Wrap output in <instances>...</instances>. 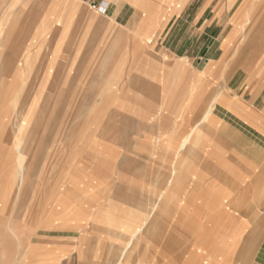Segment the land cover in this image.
Here are the masks:
<instances>
[{"label":"crops","instance_id":"obj_1","mask_svg":"<svg viewBox=\"0 0 264 264\" xmlns=\"http://www.w3.org/2000/svg\"><path fill=\"white\" fill-rule=\"evenodd\" d=\"M251 4L0 0L7 78L81 112L45 264H264V87L229 53Z\"/></svg>","mask_w":264,"mask_h":264},{"label":"rangeland","instance_id":"obj_2","mask_svg":"<svg viewBox=\"0 0 264 264\" xmlns=\"http://www.w3.org/2000/svg\"><path fill=\"white\" fill-rule=\"evenodd\" d=\"M251 7L229 53L246 55L249 75L262 79L264 87V0H252ZM13 65L5 64L9 69L3 71L0 61V264H32L36 258L45 264L49 236L61 233L48 229L49 214L62 218L72 209L52 187L65 181V141L80 131L81 112L65 109L74 105L72 95L49 94L46 79L22 85V79L7 78ZM36 230L33 240L16 239ZM32 242L39 244L37 253L29 250Z\"/></svg>","mask_w":264,"mask_h":264}]
</instances>
